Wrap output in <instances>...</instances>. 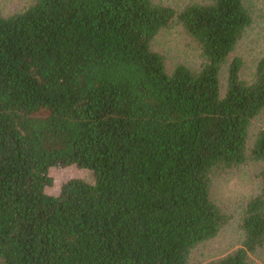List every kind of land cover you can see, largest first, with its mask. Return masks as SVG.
Listing matches in <instances>:
<instances>
[{"label": "trees", "instance_id": "1", "mask_svg": "<svg viewBox=\"0 0 264 264\" xmlns=\"http://www.w3.org/2000/svg\"><path fill=\"white\" fill-rule=\"evenodd\" d=\"M248 0H35L0 13V264H188L229 217L213 176L244 164L264 112V58L250 82L240 57ZM179 24L201 49L198 71L168 73L152 44ZM250 156L262 189L247 205L243 247L206 264H248L264 246V129ZM75 165L95 182L64 183Z\"/></svg>", "mask_w": 264, "mask_h": 264}, {"label": "rangeland", "instance_id": "2", "mask_svg": "<svg viewBox=\"0 0 264 264\" xmlns=\"http://www.w3.org/2000/svg\"><path fill=\"white\" fill-rule=\"evenodd\" d=\"M211 0H153V2L170 6L177 11L192 3H207ZM35 0H0V13L10 16L26 9ZM247 6L253 17V24L246 30L235 51L222 67L220 73L221 92L225 93L227 74L230 62L235 57L243 60L241 72L243 80L250 82L259 61L264 58V0H248ZM155 52L163 55L169 74L184 65L192 71H198L202 65L201 49L177 23L162 30L152 44ZM264 129V112L258 115L250 126L248 139L247 161L226 172L213 176L212 200L229 217L228 223L213 240L197 245L192 249L188 264H206L221 260L243 247V219L247 205L259 196L262 189L261 171L263 163L250 156L254 142ZM53 185L46 189L49 195L59 193L62 185L72 179H80L94 184L95 175L92 171L81 169L75 165L58 166L50 169ZM248 264H264V246L248 254Z\"/></svg>", "mask_w": 264, "mask_h": 264}]
</instances>
